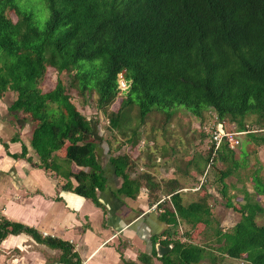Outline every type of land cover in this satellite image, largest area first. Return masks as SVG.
<instances>
[{"label": "trees", "instance_id": "16d2710c", "mask_svg": "<svg viewBox=\"0 0 264 264\" xmlns=\"http://www.w3.org/2000/svg\"><path fill=\"white\" fill-rule=\"evenodd\" d=\"M24 1L0 0V97L7 90L17 93L9 109L26 114L34 124L30 147L39 158V167L57 171L53 162L61 151L65 165L78 168L76 173H67L63 189L99 205L96 192L106 185L95 156L98 141L91 134V122L77 109L69 90L78 97L94 95L100 113L117 103V110L107 114L113 129L123 118L122 109L130 107L137 108V126L154 113L168 121L179 109L202 125L204 112L211 111L215 114L212 125L225 122L234 126L231 130L245 132L246 141L254 147L264 144V134H257L264 130V0H40L46 17L35 14L36 2L29 7ZM52 73L57 76L53 88L43 92L41 83ZM118 73L124 81H133L126 93L118 89ZM62 74L67 87L58 78ZM250 115L262 124L258 131L246 126L245 118ZM198 132L205 135L202 129ZM245 138L242 144L239 140L238 149ZM237 147L232 150L223 143L214 150L209 138L208 155L202 160L208 162L205 172L200 171L203 177L216 160L228 164L211 184L221 186L226 207L234 209L228 189L242 196L239 221L231 229L215 228L213 241L220 244L217 250L224 256L264 264V224L255 221L264 215L257 199L264 196V181L254 170L251 190L228 188L225 183L243 166L236 162ZM25 154L23 146L14 158ZM108 162L122 179L119 194L136 198L141 178H129V157H109ZM143 180L146 186L153 185L150 176L144 175ZM172 184L171 209H163L159 216L169 228L180 222L187 226L189 240L198 226L209 228L211 209L205 197L184 205L181 188L176 181ZM201 188L205 189L203 184ZM169 228L164 239L151 237L150 255L139 254L140 262L153 264L156 258L161 264H200L209 257L214 259L211 264H217L220 258L213 255L214 248L174 240ZM20 232L61 249V263L80 264L63 242L0 220V242ZM158 241L163 248L160 257L154 248Z\"/></svg>", "mask_w": 264, "mask_h": 264}, {"label": "crops", "instance_id": "0c3cea01", "mask_svg": "<svg viewBox=\"0 0 264 264\" xmlns=\"http://www.w3.org/2000/svg\"><path fill=\"white\" fill-rule=\"evenodd\" d=\"M16 99L17 93L11 90L0 97V220L29 227L41 237L63 242L77 255L80 264H124V261L143 264L138 255H150L151 237L164 239L162 235L169 226L159 214L146 210L142 191L134 199L119 194L122 179L115 181L113 167L102 156L107 143L99 137L94 124L91 123V134L98 141L95 156L106 178L104 189L96 192L99 205L62 188L67 173H76L78 168L74 164L65 165L61 151L53 162L57 171L39 167V158L30 147L34 124L26 114L9 109ZM23 146L25 157L14 158L21 154ZM69 182L76 187L74 178L70 177ZM216 223L213 222L214 228H221ZM213 239L212 247L217 244ZM217 247L212 253L220 257L217 264H222L229 257ZM154 248L160 257L163 248L159 241ZM61 253V249L37 242L24 232L8 234L0 242V264H64L60 262ZM210 260L206 257L200 264H211ZM152 263L161 264L156 258H152Z\"/></svg>", "mask_w": 264, "mask_h": 264}, {"label": "rangeland", "instance_id": "374dc122", "mask_svg": "<svg viewBox=\"0 0 264 264\" xmlns=\"http://www.w3.org/2000/svg\"><path fill=\"white\" fill-rule=\"evenodd\" d=\"M24 2L29 7L31 3L36 2L38 11H35V14L38 17H46V10L40 0H26ZM56 77V74L52 73L50 77L41 83L43 92L53 88ZM58 78L64 82L66 87L68 86L67 78L64 74L59 75ZM119 87L121 88V86ZM69 92L72 93V101L77 109L94 124L95 129L99 131V137L107 143L102 148V156L106 161L109 157L121 155L129 157L132 165H129L126 172L131 179L141 178V188L138 194L140 195V191H142L144 201L147 204V211L160 215L162 214L160 211L171 207L169 192L173 188L172 181H176L178 187L182 189L180 194L183 204L187 205L189 202L196 201L202 197L206 198V204L212 210V212L210 211L211 222L207 230H204L203 226H198L191 232L188 240L185 235L191 230L180 222V224L170 227L169 232L174 240L181 242L191 241L196 245L211 247V249L216 248L217 244L212 247L211 240L213 239L212 232L215 229L213 222H217L221 226V228L219 226L216 227L218 229H231L239 221L240 214L237 210L242 197L238 194L237 196L236 191H231L232 189L227 190V196L231 199L230 202L234 206L233 209L226 207L227 198L223 197L219 191L221 187L219 184L214 185L212 190V187L209 189V186L219 176V171L225 170L228 164H222L216 160L212 167L208 169L206 176L203 177L202 174L208 164V162L202 160L208 155V132L209 127L215 121V114L211 111L204 112L202 125H198V122H194L189 112L179 109L175 111L168 121H165L160 114L154 113L145 118L142 125L137 126L139 124L137 108L130 107L122 109L123 118L120 120L118 128L113 129L108 124L107 114L110 111L117 110L119 106L117 103L106 109L105 113H100L95 106L96 98L94 95L78 97L74 91L69 90ZM121 93L124 92L121 91ZM245 123L249 129L256 131L262 125L254 115L247 116ZM231 127L234 128L232 125ZM199 129H202L206 136H202L198 132ZM263 131L257 132V134H264ZM245 137L246 135L239 137L240 144H242ZM135 141L136 144H133ZM235 154L236 162L243 166L225 180L228 188L235 185L238 189L246 187L251 190V174L254 170H258L262 181H264V144L254 147L245 138L244 144L241 145L240 149L237 147ZM246 155H248V158L245 157ZM257 161L259 164H257ZM201 169L202 172H200ZM144 175L150 176L153 185L146 186V180H143ZM120 178L114 175L115 181H120ZM200 180L203 181L202 184L205 189L197 190ZM257 199L262 200L263 202L261 203L264 205V196L262 198L257 197ZM161 200L164 201L152 208ZM213 208L217 209L213 210ZM255 221L257 225H263L264 215H258ZM208 241H211V243H208ZM213 243L215 242L213 241ZM213 261L214 259H212L211 263ZM222 264H241V262L235 258H225Z\"/></svg>", "mask_w": 264, "mask_h": 264}, {"label": "built area", "instance_id": "2783aa9c", "mask_svg": "<svg viewBox=\"0 0 264 264\" xmlns=\"http://www.w3.org/2000/svg\"><path fill=\"white\" fill-rule=\"evenodd\" d=\"M120 79L124 81L123 77H121ZM119 86H121V84H120V81L118 80V88L121 90ZM209 128H210L209 138L214 145V150L218 149L220 145L223 143H227L229 148L232 150L236 149V147L239 145V142H240L239 137L244 135L245 133V132H235L231 130V126L225 122L215 123ZM202 182H203L202 180L199 181L197 190H199ZM160 202H162V200L157 202L154 206H152V208H155ZM55 264H60V263H55Z\"/></svg>", "mask_w": 264, "mask_h": 264}, {"label": "clouds", "instance_id": "9594fccd", "mask_svg": "<svg viewBox=\"0 0 264 264\" xmlns=\"http://www.w3.org/2000/svg\"><path fill=\"white\" fill-rule=\"evenodd\" d=\"M122 75H123L122 73H118L117 77H118V80L120 81L122 92L126 93L131 89V85L133 81L132 80H127V81L121 80L120 78L122 77Z\"/></svg>", "mask_w": 264, "mask_h": 264}]
</instances>
